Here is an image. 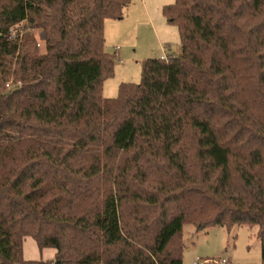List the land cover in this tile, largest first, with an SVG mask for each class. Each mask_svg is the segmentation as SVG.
Listing matches in <instances>:
<instances>
[{
  "label": "trees",
  "instance_id": "16d2710c",
  "mask_svg": "<svg viewBox=\"0 0 264 264\" xmlns=\"http://www.w3.org/2000/svg\"><path fill=\"white\" fill-rule=\"evenodd\" d=\"M129 3L0 0V264H182L186 223L255 225L264 264V0L165 5L179 53L107 98L104 20ZM138 200L158 217L130 229ZM25 236L54 256L24 259Z\"/></svg>",
  "mask_w": 264,
  "mask_h": 264
},
{
  "label": "rangeland",
  "instance_id": "374dc122",
  "mask_svg": "<svg viewBox=\"0 0 264 264\" xmlns=\"http://www.w3.org/2000/svg\"><path fill=\"white\" fill-rule=\"evenodd\" d=\"M142 1L144 0H130L122 18L104 20V50L113 57L114 63L112 76L103 80L102 95L104 97H116L118 86L121 83H139L141 64L146 58H160L162 54H178L180 51L178 26L169 21L163 12V7L173 3L174 0H145L146 9L144 10L146 12L143 11L144 2ZM33 32L38 40V51L42 52L44 50L42 33L39 30ZM249 81L247 77L243 80L245 91ZM248 100L252 108L256 109L255 112L261 113L264 117L263 105L255 99ZM151 174L153 178L157 175V173ZM147 183L146 189L153 192L156 180L148 179ZM198 196L201 195L186 194L182 203L186 205L190 201L197 203ZM158 197H160L159 194ZM163 198L162 196L160 199ZM126 203L127 205L122 206L120 217L121 224L125 227L132 229V223L137 219H147L153 222L158 217L159 209L149 206L146 200H138L136 204ZM181 239L184 241L181 250L182 264H193L194 262L220 264L221 259L232 264H262L261 242L256 234L255 225L229 227L210 225L196 230L193 224L186 223L182 226L181 234L173 240L172 246L177 247ZM54 253V248H39L31 236H25L22 240L24 259L49 260Z\"/></svg>",
  "mask_w": 264,
  "mask_h": 264
},
{
  "label": "built area",
  "instance_id": "2783aa9c",
  "mask_svg": "<svg viewBox=\"0 0 264 264\" xmlns=\"http://www.w3.org/2000/svg\"><path fill=\"white\" fill-rule=\"evenodd\" d=\"M220 264H226V260L225 259H221L219 261ZM193 264H198V262H194Z\"/></svg>",
  "mask_w": 264,
  "mask_h": 264
},
{
  "label": "crops",
  "instance_id": "0c3cea01",
  "mask_svg": "<svg viewBox=\"0 0 264 264\" xmlns=\"http://www.w3.org/2000/svg\"><path fill=\"white\" fill-rule=\"evenodd\" d=\"M142 2H144L143 5H142L143 11L146 12V11L144 10V9H146V6H145V5H146V4H145V0L142 1ZM161 56H166V55H165V54H162Z\"/></svg>",
  "mask_w": 264,
  "mask_h": 264
}]
</instances>
